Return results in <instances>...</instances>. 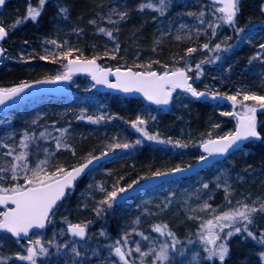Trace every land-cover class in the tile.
I'll return each mask as SVG.
<instances>
[{"label": "trees", "instance_id": "obj_1", "mask_svg": "<svg viewBox=\"0 0 264 264\" xmlns=\"http://www.w3.org/2000/svg\"><path fill=\"white\" fill-rule=\"evenodd\" d=\"M119 2L124 5L117 7L116 5ZM174 2L176 9H179L181 12V17L177 20L175 17H170L172 25L168 28L165 37H158L155 41L153 52L156 54L154 56L150 54V49L152 48L151 36L148 35V40L144 45L137 38L138 36L144 38L147 35V32L145 33L142 29V23L145 20L141 17L140 12L145 13L148 7H145L146 9L143 10L141 8H134L135 0H46L42 7L38 0V7L41 8L40 15L35 21L25 19L24 15H19L20 20L23 22L18 24L15 36L12 37L9 34V38L11 37L12 39L9 48L14 49L16 43L28 46L30 43L39 44L38 41H41L40 44L44 52L40 54L41 56L46 54L48 59H51L52 55H55L54 52L58 54L70 52L71 55L65 58L64 61L77 56L78 54L74 51L71 43L59 40L62 39L58 35L59 29L46 16L47 13L54 12L52 7H55L59 18H68V11L61 12L62 7H65L70 9L71 14L77 12L74 14V17L72 15V18L75 20L74 22L77 24L86 21H95V23L100 24L105 22L109 16L112 17L111 21H115V23L110 22L111 26L104 25L113 29L127 20L131 22L138 21L136 22L137 27L129 29L126 35L135 45L133 46L130 41L125 40H123V43L128 42L127 45L131 47V55L133 54L132 48H135L137 52L148 50V56L151 57L143 58L142 61L121 63L117 59L109 62L105 58L95 56L101 66L157 71L160 73L172 71L181 68L183 65L180 61L181 59L178 60L181 54L186 53L183 59L191 61L187 49L194 48L196 51H200L207 44L208 48H205V50L208 52V58H222L223 67L217 69V73L221 74V77H219L220 80L214 79L217 84L214 85V88H209L206 85H196L198 90L228 96L240 93L237 96L238 100H242L244 93H255L264 96V83L257 85L259 79L264 82V49L260 47L264 44V39H262V35H264V16L259 11L264 0L242 2L235 17V23L240 24L237 29H243V31L238 33L234 28L235 23V25L225 24L227 25L226 28H231L232 31H227L222 39L216 33L214 36L212 35L213 29L209 27L210 22L207 19V13L201 12L199 8L197 9L196 3L193 0H175ZM173 3L172 1L170 2V4ZM98 9H103V11L99 12ZM119 13H127V15L121 19ZM189 13H192V15H189ZM201 13H203L202 16L200 15ZM170 15L171 11H167L166 16ZM246 17H248L247 20ZM242 19H245V21L240 23ZM139 20H141V23H139ZM182 22L185 23L184 26ZM179 26L181 28H177ZM72 27L76 30L75 33L79 34L77 33V27L75 25H72ZM144 28H147V26L144 25ZM115 35V37L110 39H107L108 37L104 38L100 47L113 49V46L118 43V36L117 34ZM79 40L81 44L89 42L88 40ZM51 41H56V44L50 43ZM217 44L220 45L219 50L215 48ZM82 56L93 57L86 53ZM38 57V55L32 57L31 62L23 65L14 64L10 66L7 72L0 76L1 81H3L1 87L10 88L19 85L21 83L19 79L23 76H25L27 82L51 78V76L53 77L57 71H61L64 67L63 61L62 65L55 67L57 69L53 71L54 67L48 66L44 62H39L41 59ZM254 71H256L255 74L253 73ZM207 88L208 90H206ZM71 89H75L73 83ZM90 93L92 92L90 91ZM118 98L122 97L111 94H96L90 97L86 95L77 96L75 102L79 107H82L81 104L85 102H88L90 105L108 102L110 106L108 109L109 113H114L120 118L112 117L107 121H102L100 125L86 124L80 122L84 119L81 120L76 117H70L68 121L66 118L61 124L63 125L67 121L61 128L66 131L63 134L61 132L57 133L61 135L59 138L63 140L64 144L70 147H62L56 150L50 159V169H52L51 167L54 163H58L62 158L67 156L72 157L74 163H80L91 156L101 153L102 150L93 152V145L90 142L93 139L100 143L103 140L102 136L106 134L112 135L113 138L105 150H113L111 146L116 143H132L133 133L128 129V123L118 124L117 121L120 119L131 121L137 120L138 117L143 118L145 117V113L140 107L148 106L141 99L137 98H123L124 100L118 106ZM43 100L55 103L57 99L44 98ZM110 102L112 105H110ZM188 102L194 107L191 113L187 110L186 117V120H188L186 124L187 130L190 132L188 144L192 147L189 146L186 149L185 147H181L182 151L172 152L164 145L158 147L149 143L145 144L140 150H134L132 153L123 151V148L113 150L116 154L114 160H116L115 162H119L121 167L112 168L107 174L110 181L112 180L109 184V190L100 192L101 186L95 185L96 190L88 192L89 198L87 199L84 196L82 198L76 197V190L72 191L70 195L75 199L74 202L72 201L74 209L70 211L73 220L69 218L65 224L87 222L90 224L89 227L92 228L97 227L101 221L104 232H108L111 239L123 242L126 239L130 247L136 246L142 235L144 237H153L158 234V237L164 243L171 244L170 237L167 235L161 236L159 233L153 231L156 225H167V231L174 233L175 239L180 242L176 245V248L179 250L189 245L190 240L194 243H200L197 233L200 231L199 226L202 222L213 219L215 215H220L230 208H240L242 204L251 205L249 203L250 195L254 194L260 195L261 198L264 197V110H259L257 113V127L262 136L261 141L245 145L242 149L234 152L227 158L189 177L170 181L175 182L176 187L171 193L160 198V204H155V201H151L146 207H142L143 209H138L139 213L136 216L131 211H128V213L124 211L119 212L116 205L112 210H109L107 205L100 203L105 198L107 192L118 190L121 187L127 188L129 183L123 185V180L125 179L139 182L152 176L155 172L166 173L177 166L186 167L193 163L200 155L199 145L201 142L207 139L218 138L233 131L236 121L234 115L222 114L231 113L228 105L213 100L191 98ZM244 103L249 106L256 105V102L251 100ZM153 111L160 112L155 108H153ZM237 112H243V109L239 105ZM28 114L29 112L22 114L21 120L13 119L11 115L13 119L11 124L16 126L25 122L24 119L28 117ZM174 119L175 115L173 117H169L168 115L163 119V124H168ZM19 120L21 123H18ZM76 127H79V129ZM103 129L107 130L104 131ZM69 132L72 133L70 137L66 134ZM166 132L170 135L172 142L173 140H177L175 138L177 132L175 127L171 130L167 129ZM44 138L46 139L47 136ZM160 138L165 139L162 135ZM45 139L39 141L42 149L46 146ZM37 156L38 152L31 153V160L29 162L31 166L38 163L36 162ZM232 158H236L237 161H232ZM95 172H92V177H94ZM205 184L208 185L207 188H204ZM229 200L231 204L228 203ZM205 203L211 205V210H201ZM98 208L102 209L99 214L96 211ZM258 217L260 216L257 213L253 215V223L249 225V230L257 237L260 236L261 232H264V228L257 223ZM65 224L61 225L59 229L63 232L62 234L67 233L65 229L61 228ZM224 231L227 232L228 229ZM226 243L229 251L223 264H264L260 259V253L264 251V244L256 243L252 238L247 237V233L241 232L235 234L230 239H227ZM205 255L203 252V257ZM203 264H209V262L203 260ZM211 264H220V262L213 260Z\"/></svg>", "mask_w": 264, "mask_h": 264}, {"label": "rangeland", "instance_id": "obj_2", "mask_svg": "<svg viewBox=\"0 0 264 264\" xmlns=\"http://www.w3.org/2000/svg\"><path fill=\"white\" fill-rule=\"evenodd\" d=\"M171 1L173 3L175 0H165L167 7L164 9L163 12H161L157 10L161 7L159 0H135L134 8H141V5H147L149 3L153 5L152 8L146 9L144 7L143 9H146L145 13L140 12L141 17L143 18V20H145V24H143L144 22L142 23V29L143 31H145V33L147 32V35L144 38L140 36L137 37L142 41L144 45L148 40L147 38L151 36L152 48L150 49V54L152 56L156 54L153 52L155 41L158 37H165L168 28H170L172 25L170 23V17H175L176 20L181 17V12L179 9H176L175 2L173 4H170ZM193 1L196 3L195 6H197V9L199 8L201 12L207 13V19L209 20L210 24L215 27V33L217 35H220V39H222V37L227 33V31H232L231 28H226L227 25H225L223 21L218 19L221 14L216 11V9L218 8L216 5H212L210 3L207 4L205 0ZM242 2H245V0H239L238 8H240V4ZM121 5L124 4L121 3ZM30 7L37 8L38 0H9L7 6L0 13V26H3L8 32L7 38L3 42H1L5 52L0 60V76L7 72V69H9L10 66L14 64L23 65L25 63H29L31 62L32 57L38 55V58H40V53L44 52L42 45L40 44L41 41L38 40L37 41L39 42V44L30 43L28 46H26L19 45L18 43H16L14 45V49L9 48V45L12 41L11 37L9 38V34H11L12 37L15 36L18 28V25H16L15 27H12V25L15 24L17 20H20L19 15H24L26 18L27 11ZM259 10L264 16V9L260 8ZM167 11H171V15L168 17L166 16ZM247 19L248 17H246V20ZM140 21L141 20H139V23H141ZM244 21L245 19H242L240 23ZM136 22L138 21L132 22L128 26H123L122 23H120L114 29V31L116 32L111 37L108 36L107 39L115 37V34H117L118 31L129 30L132 29V27H137ZM182 23L184 26L185 23ZM144 25L147 26V28H144ZM239 25L240 24H236L234 28L237 30ZM181 26L177 28H181ZM262 39H264V35H262ZM124 40L128 42L130 41L129 37L127 36ZM128 42L126 43V45L128 44ZM130 42L133 46L135 45L132 41ZM139 52L142 54L137 57H140L139 59H142L144 57H151L148 55L144 56L145 53L149 52L148 50H140ZM139 52H137L135 48H132L133 54H139ZM130 53L131 51L129 52V54ZM185 54L186 53L181 54L178 57V60L181 59L180 61L183 64L181 68H184L186 70H188L189 68L191 69V71H188V75L193 77V79L191 80V84L194 86V88L197 89L196 85H206L209 88H214V85H217L214 79L220 80L219 77H221V74L217 73V69L223 67V64L221 62L222 58H208V52L205 50V47H203L200 51H194L190 53L189 58H191V61L183 59ZM77 57L79 56L77 55L73 57V59ZM92 58H94V56ZM137 58L134 61H136ZM65 61L63 69L65 68ZM197 65H200L199 70L197 69ZM56 69L54 68L53 71H55ZM63 69L61 71H57L53 77L51 76L50 79L54 78L57 75H60ZM198 72L199 75L197 78ZM25 79V76L19 79V82H21L20 84L26 83L27 81ZM2 83L3 81H1L0 78V88L7 89L5 87H1ZM263 83V80L259 79L257 85H262ZM73 85L75 89L71 90V94L68 97L57 99L55 103H51L47 100H43L42 98H38L31 100L30 102L28 101V103L26 102L25 104L14 108L13 110L0 114V121H8L0 123V167H8L9 164L13 162V157L19 154L20 152L28 153L27 159L29 162L31 160V153L33 152H38L36 162L41 159H44V149H47L48 152L53 155L57 150L56 146L53 145L55 142L54 138L61 137V135L57 133L60 132L58 131V129H61L62 126H64L66 122L70 119V117L80 118L81 120L84 119L80 122L86 124L92 123L99 125L102 121H107L112 117L120 118L114 113H109L108 109L110 108V106L108 102H99L95 105H90L88 104V102H85L84 104H81L82 107H79L75 102L78 95H86L90 97L95 96L96 94L92 91V84L85 77H80L76 79ZM206 90H208V88ZM90 91L92 93H90ZM189 99L190 97L186 94L174 93L170 104L163 109H158L160 111L159 113L153 111V108L150 106L140 107L145 113V117H139L140 119L145 121V123L141 127L149 135L156 136L157 139L148 140L144 135H142L141 132L136 131V129L132 127V122L136 120L129 121L127 119V127L133 133V141L132 143H130L132 147L126 149L127 152L132 153L135 149L140 150L145 144L149 143H152L153 146L158 147H162V145H164L168 150H171L172 152L182 151L181 147L176 146L177 141L186 145L185 149L189 148L190 144H188V141L190 132L187 130L186 124L188 120H186V117L187 110L191 113L193 112L192 109L194 108L191 104H189ZM123 100V98H118L117 105L120 106L121 101ZM110 105H112L111 102ZM27 112H29L28 117L24 119L26 123H21L20 120L22 114H25ZM8 113L11 114L8 115ZM11 115L13 119H20L18 122L21 123L20 126H15L11 124V121L13 120ZM168 115L169 117H173V115H175V119L173 121H170L168 124H163V119ZM89 116L92 117V120L88 119ZM98 117H102V119H99V122L94 123L93 120H96ZM66 118L67 121L63 123V125H61L62 122L66 120ZM174 127L175 129H177V132L175 134V138H177V140H173L172 143H168L167 141L171 140V137L167 134L166 131L167 129H174ZM41 132H44L46 134L50 133L51 135H46L47 138L45 139L40 137ZM25 134H28L29 136H34V139L29 141V147L27 149L21 147V142ZM66 134L68 137L72 135L71 132ZM161 135L165 139H161ZM41 139H45L46 141V146L44 147V149H42L39 145V141ZM138 139L141 141L140 144L135 143ZM4 145H8V147L5 148ZM185 149H183L184 152H186ZM10 150L13 151V157L5 155V153ZM104 150L105 149H103L102 151ZM200 156L201 155H199L195 160H197ZM115 161L116 160H114V162ZM232 161L236 162L237 159L232 158ZM16 163L20 162L16 161ZM55 164L57 163H54L53 165ZM49 170L54 171L50 168ZM20 176H23L22 172L20 173ZM0 177H3V179L0 180V186L2 187H11L14 183H23L22 179L12 181L11 171L7 173H0ZM91 178L92 177L86 180V182L82 185V190L84 192H90L92 190H95L90 181ZM128 182L129 184H133V181ZM175 187V182L162 183L151 189L146 194L136 197L134 199H130L129 201L117 206V208L119 209L118 211H124L127 213L128 211H131L132 214H135L137 216V214L139 213L138 209H143L142 207H146L151 201H155V204H160V198H162L168 193H171L175 189ZM85 195L87 196V194ZM261 203H264V197L254 200L251 205L254 204L257 208H259ZM113 207H115L114 204L111 208L108 207V209L112 210ZM73 209V206L70 209L69 201L65 200L55 212L53 217L54 220L49 223L45 230L33 233L25 240L19 243H17V241L15 240L10 239L4 233L0 232V264H31L30 261L20 260L17 258V254L26 256V249L28 247L33 246V244H30L28 242L29 238L33 242L36 240L40 241V245H35L37 251L39 250V247L41 245L47 248L48 250L46 254L37 255L35 257L36 264H122V262H119V258L114 255L115 247H121L122 250L126 253L131 250V255L127 257V259L130 261V264H153L154 256L151 253L147 256L141 257L139 253L135 252V248L137 245L134 246V248L130 247L128 242L124 243L121 240L111 239L110 234L108 232H104L103 226L101 225V221L97 227L92 228L89 227L90 224L87 222L78 223L86 226L87 234L84 240H78L75 237L67 235V233L62 234L63 232L59 230L60 226L65 224V222L69 218L73 220L70 212ZM3 210L4 209H0V211ZM257 214L258 216H260L258 217L257 223L264 228V212H258ZM65 225L61 228L65 229ZM143 237V235L140 236V240L138 243L140 244L141 250L145 252H148L149 249L158 252L160 245L164 243V241L158 237V234L154 235L153 237L146 236L149 238L148 240H145ZM117 241H120V243L118 244ZM72 248H75L79 255L73 253ZM203 252V245L201 243L189 244L185 247H182L177 252L170 253L172 257L171 264H203ZM204 254L206 253L204 252Z\"/></svg>", "mask_w": 264, "mask_h": 264}, {"label": "snow or ice", "instance_id": "obj_3", "mask_svg": "<svg viewBox=\"0 0 264 264\" xmlns=\"http://www.w3.org/2000/svg\"><path fill=\"white\" fill-rule=\"evenodd\" d=\"M6 0H0V6L4 5ZM40 6L42 7L46 0H39ZM161 7L157 9L158 11L163 12L167 7L165 0H159ZM214 4H220L221 7L217 8L221 15L218 17L224 24L233 25L235 23V17L239 11L238 5L239 0H213ZM141 10L144 7L152 8L151 3L147 5H141ZM66 9H61V12H66ZM40 15L39 8H29L27 11V16L25 19H30L35 21ZM120 18L123 19L127 13H119ZM192 15V13H189ZM201 16L203 13L200 14ZM23 21L17 20L12 27L22 23ZM95 23V21H90ZM115 23V21H111ZM203 23V21H201ZM213 29L212 35H215V27L209 25ZM100 32H105L104 28L99 29ZM243 29H237V32H242ZM7 31L3 26H0V40H3L7 36ZM111 37L112 33L108 31L106 33ZM50 43L56 44V41H51ZM205 48H208V45H204ZM264 49V44L260 46ZM118 48V46H117ZM217 50L220 49V45H215ZM196 51L194 48L187 49V52L190 54ZM5 50L0 48V55H3ZM64 58H67L71 55L70 52L62 53ZM47 56H41V60H46ZM67 71L61 75H57L52 79L37 81L36 83H57L62 81H69L72 78L74 72H86L92 76V79L96 84H104L109 88L119 89L123 92H139L143 96L157 105H167L172 98V93L176 89H183L185 92L190 93L192 97H202L205 95L203 92H198L192 84L189 83L193 77L187 74V71H191L189 68L187 71L184 69H175L172 71H165L162 74L155 71H142L134 72L131 69L122 72L120 68H117L115 72L111 69H102L96 64V58L94 57L91 60L81 61L79 57L71 59L68 61ZM150 67V65H149ZM200 65H197L199 70ZM112 74L116 77V82L111 83L108 80V75ZM199 72L197 73L198 78ZM31 87L27 83H23L17 87L3 89L0 88V105H4L6 101L12 100L13 97L19 96L20 93H23L25 89ZM236 95L226 96L225 99L232 102L233 107L239 105L242 109V113H222L223 115H235L237 118V125L235 131L229 132L223 136H219L215 140H208L202 145L203 151L208 155H201L198 158L197 163L206 162L209 156L214 154L223 155L229 152L230 149L238 147L241 141L248 140L250 138L260 139V133L257 130V123L255 118V113L257 108L254 106L247 105L246 101H255L260 108H264V96L257 95L255 93H244L242 100H238ZM215 98V96H214ZM89 120H92V117H88ZM98 117L93 122H99ZM8 121H0V123ZM35 123V121H34ZM145 123L144 120L137 118L136 121L132 122V127L136 131L141 132L148 140H156L157 137L149 135L141 127ZM62 134L66 131L63 129H58ZM50 136V133H40V137L44 138ZM34 136H29L25 134L21 147L27 149L29 147V141L33 140ZM56 141V149L60 148H69L70 146L64 144L61 138H54ZM172 143L171 140L167 141ZM140 144L141 141L138 139L135 142ZM176 146L186 147V145L181 144L179 141L176 142ZM5 148L8 145H4ZM113 150L117 148L128 149L132 145L128 143H116L111 146ZM45 157L36 163L34 167L30 166L27 159V152H20L19 154L13 157V151H8L5 153L6 156L13 157V162L9 164L8 167H0V173H7L11 171L12 181H17L22 179L23 183H14L11 187H2L0 186V206H4V210L0 211V231L10 233L13 237L16 238L17 243L24 237H29V233L32 229H43L46 226V223L49 221V217L53 214L54 209L58 206V202L66 195V191L71 189L74 186V182L85 173L86 169L93 164L94 161H98L100 157L92 156L90 159H87L86 162L80 164L79 166H74L70 170H66L62 166H55L54 171H50V159L52 154L48 152L47 149H44ZM73 154H75L73 152ZM103 155H107L104 153ZM19 161L20 163H16ZM191 168V165H189ZM188 169L181 168L177 166L171 170V173H180L187 171ZM23 173V176H20V173ZM169 173L164 172H155L153 176L159 177L168 175ZM3 177H0L2 180ZM138 182L134 181L133 184ZM133 184H129L128 188H119L118 190H113L107 192L105 198L100 202L102 205H107L111 208L112 205L117 201L120 194L125 193L128 189L133 187ZM208 185L205 184L204 188H207ZM101 191H104L103 187L100 188ZM227 194V189L225 190ZM227 198V196H226ZM231 204V201H228ZM102 209H96L97 213ZM201 210H211V205L205 203L202 206ZM258 212H264V203H261L259 208L254 204H242L240 208L232 209L223 212L220 215H215L213 219L204 221L200 224V231L197 233L199 242L203 245V251L206 253L202 260H206L211 264L213 260H218L220 264H223L227 254V239H230L233 235L239 234L241 232L247 233V237L252 238L258 244H264V232L260 233V236L257 237L254 233L249 230V225L253 223V215ZM240 225V226H237ZM228 229L227 232L224 230ZM68 231L72 233L73 236L83 238L85 236V227L80 224H72L69 226ZM153 231L159 233L161 236L167 235L171 238V244L162 243L160 245L159 251L155 252L152 249H149L148 252L142 251L140 244L137 243L135 252L139 253L141 257L147 256L150 253L154 256L153 264H171V252L179 251L176 248V245L180 242L175 239L174 233L167 231V225H156L153 228ZM145 240H148V237H143ZM219 241V243H218ZM33 246L28 247L27 255L17 254V258L20 260L30 261L31 264H36L35 257L37 255H44L47 253V248L42 245L37 248L35 245H40V241H31L29 238L28 241ZM127 243V240L124 241ZM119 244L120 241H117ZM189 243H194L189 241ZM72 252L76 255H79L75 248H72ZM114 255L119 258V262L122 264H130V261L127 259L131 255V250L125 252L121 247H115ZM260 259L264 262V251L260 253Z\"/></svg>", "mask_w": 264, "mask_h": 264}, {"label": "bare ground", "instance_id": "obj_4", "mask_svg": "<svg viewBox=\"0 0 264 264\" xmlns=\"http://www.w3.org/2000/svg\"><path fill=\"white\" fill-rule=\"evenodd\" d=\"M247 1H251V0H245V2H247ZM8 3H9V0L6 1V3L4 4V6H3L1 11L4 10V8L7 6ZM116 6L117 7L118 6L121 7L122 6L121 2L117 3ZM37 8H39V7H37ZM62 8L66 9L68 11V13H69L68 14V18H63V17L59 18L57 16V14H56L55 7H52V10L54 12L47 13L46 14L47 19L49 21L53 22V24L59 29L58 30V35L62 37V39H59V40L66 41L69 44L71 43L74 51H76V53L78 54L80 60H91V59H93L92 57H83L82 56V55H84V53H86V54L94 56V57L95 56H100L102 58H105L109 62H111L112 60L117 59L121 63H128V61H134L138 56L142 55L140 52H139V54H132V55L129 54V52L131 51V47L126 45L125 42L123 43V40L126 39V35H127L128 30H121V31L117 32L118 43H117V45L113 46V49H109V48L107 49V48H104V47H100L102 42H103V40H104V38L108 37V35L106 34L108 31H110L112 33V35L114 34V32H116V31L113 30L115 28L112 29L111 27H109V26H111L110 22H111V18L112 17L108 16L107 20L105 22H103V23H100V24L99 23H91L90 21H86V22H83L81 24H77V23L74 22L75 21L74 18H72V15L74 17V14H76L77 12H73L71 14L70 13V9L65 8V7H62ZM260 8L264 9V3L261 4ZM40 9L41 8H39V10ZM98 11L101 12V11H103V9H100V10L98 9ZM129 23H132V22L130 20H127L125 23H122V25L123 26H128ZM104 24H107L109 26L104 25ZM72 25H75L77 27V29H78L77 33H79V34L75 33L76 30H74ZM100 28H104L106 31L105 32H100L99 31ZM79 39L88 40L89 42L81 44V43H79V41H80ZM89 46H92V47H89ZM117 46H118V48H117ZM54 54L55 55H52L51 59L47 58L46 60H40V62H44L48 66H51V67H54V68L59 66V65H62V63H63V61L65 59L63 57V55L62 54H58L57 52H54ZM146 55H148V53H145L144 56H146ZM43 56H47V55L43 54ZM139 58H137L136 61H142L143 58L142 59H139ZM144 58H146V57H144ZM67 62L68 61L66 60L65 61V67L67 66ZM96 62L99 64V61H98L97 58H96ZM46 69H48V68H46ZM135 71L136 72H142L141 70H135ZM253 73L255 74L256 71H254ZM117 122H118V124H123V123L125 124V123L128 122V120L127 119H120ZM23 123H26V122H23ZM236 123L237 122L235 121V127H236ZM256 123L258 125V120H256ZM20 125L21 124H17L16 126H20ZM235 127H234L233 131L235 130ZM76 128L79 129V127H76ZM103 130L106 131L107 129L106 130L103 129ZM257 130H258V127H257ZM258 132H259V130H258ZM112 138H113L112 135L106 134V135L102 136L103 140L101 139L102 142H100V143H98L97 140H93L92 139L90 143L93 145V152L100 151V150H103V149L107 148V146L111 143ZM261 139H262V136H261V133H260V139L259 140L250 141V142L244 144L242 147L237 148L231 154H233L234 152L242 149L245 145L257 143V142L261 141ZM202 143L203 142H201L200 145ZM55 144H56V141L54 142V145ZM200 145H199V151H200ZM123 151H127V150L123 149ZM104 153H107V154L108 153H112L113 155L110 158L101 161L97 166H95V167L89 169L88 171H86L84 174H82L81 177H79L74 182V186L71 189L67 190L66 191V195L61 199V201L58 202V206L54 209L53 214L50 215L49 221L46 223V226H48L49 223L52 222V220H54L53 217H54L55 212L60 207V205L63 204V202L65 200L69 201L70 209H71L72 201L73 202L75 201L74 197H72L70 195L72 191L76 190V192H77L76 197L82 198L84 196L86 199L89 198V196H88L89 193L87 191L84 192L82 190V185L86 182V180H88L90 177H92V172L93 171H96V172H95L94 177H92L90 179V181L92 183V186L95 188V185H98V186H101V187L105 188L104 191H100V192H106V191L109 190V186H110L109 184L111 183L112 180L110 181V178L107 177V174L110 172V170L112 168H120L121 164L119 162H112L114 160V158H116L115 151H113V150H104L101 153H99L97 155H94V156L103 155ZM200 155H203V153L201 151H200ZM91 157H89L88 159H90ZM73 160L74 159L72 157H69V156L64 157V158H62L61 161H59V163L53 165L51 168H52V170H55V166H62L66 170H70L72 167L82 164L87 159L82 161V162H80V163H74ZM96 169H98V170H96ZM115 171H119V170H115ZM112 176H114V174H112ZM150 177H153V175L150 176ZM150 177H147L146 179H144L142 181H139L138 183L134 184L133 187H135L138 184L146 181ZM127 183H129L127 179L123 180V185H126ZM154 187L155 186H153L152 188H150L148 191H146L144 193H139V194H137L135 196H131V197L125 199L124 201L120 202V203H116L115 202L114 205L119 206V205L123 204L125 201H128L130 199H134L136 197L142 196V195L146 194L147 192H149ZM95 190H96V188H95ZM129 190L130 189H128L127 191H129ZM95 192H98V191H95ZM85 194H87V196ZM122 194H120V195H122ZM258 198H261L260 195H254V194L250 195L249 203L251 204L252 202H254V200H256ZM85 238H86V235L84 236V238L82 240H84Z\"/></svg>", "mask_w": 264, "mask_h": 264}, {"label": "water", "instance_id": "obj_5", "mask_svg": "<svg viewBox=\"0 0 264 264\" xmlns=\"http://www.w3.org/2000/svg\"><path fill=\"white\" fill-rule=\"evenodd\" d=\"M207 1L209 3L214 4L213 3V0H207ZM216 5H219L220 7L222 6V5L218 4V3ZM3 6L4 5L0 6V11L2 10ZM0 48H1V46H0ZM0 58H1V55H0ZM81 61H83V60H81ZM96 64L99 66V64L97 62H96ZM67 65H68V62H67ZM102 69H111V68H109V67H107V68L106 67H103ZM111 70L113 72H115L116 69H111ZM120 70L122 72H124V71H127L128 69H126V70L120 69ZM65 71H67V67H66V70ZM132 71H134V70H132ZM134 72H136V71H134ZM77 75H86V76H88L89 80L94 84L93 90H99L100 93L109 92V93L121 95V96H124V97H139V98L143 99V101L146 104L151 105V106H153L155 108H158V109H163V108H165L168 105V104L167 105H157V104H154L153 102L147 100L143 96V94L142 93H139V92H128V93H126V92H123V91H121L119 89L109 88V87H107V85H104V84H96V82L92 79V76L89 73H86V72H74L72 74V77L73 76H77ZM108 80L111 83H115L116 82V77L110 73L108 75ZM40 81H43V80H40ZM36 82L37 81L28 83L29 85H31V87L25 89V91L23 93H20L19 96L13 97L12 100L6 101V103L4 105H0V112H5V111H7V110H9L11 108H14V107L22 104L23 102H25L27 100H30L32 98H35V97H38V96H41V95L42 96H53V97H64V96H66V95L69 94V84H70L71 80L57 82V83H36ZM189 83H190V81H189ZM175 91L180 92V93H187L183 89H176ZM199 92L205 93L204 96L199 97V98L212 99V100H215V101H218V102L227 104V105H229L231 107V113H237L236 112V107L237 106L236 107H233L232 102L231 101H228L227 99H225L226 95L216 94V93H209V92H206V91H199ZM188 94L191 96L190 93H188ZM214 96H215V98H214ZM192 98H197V97H192ZM256 108H257V111L255 113V118L257 120V112L260 109H264V108H260L259 105L256 106ZM235 118H236V116H235ZM236 122H237V118H236ZM236 125H237V123H236ZM215 139H217V138H214V139H211V140H215ZM257 140H259V139L250 138L248 140L241 141L239 143V146L238 147H234L233 149H230L229 152L226 153V154H223V155L214 154L212 156H209V158L207 159L206 162L197 163L198 160H196L195 162L189 164V165H191V168H189V165L186 166V167H181V168H184V169H188L187 171L180 172V173H174V174H172L171 171H169V172H166V173H169L168 175L159 176V177H156V176L150 177L146 181H144V182L138 184L137 186L131 188L126 193H123L122 195H119L116 203H120V202L124 201L125 199H127V198H129L131 196H135V195H137L139 193H144V192L148 191L150 188H152L153 186H157V185H159V184H161L163 182L171 181V180H174V179H181V178L189 177V176H191V175H193V174H195V173L203 170L204 168L209 167L212 164H214V163H216V162L224 159L225 157H227L228 155H230L233 151H235L237 148L242 147L244 144H246V143H248L250 141H257ZM207 141L208 140H206L205 142H207ZM205 142H203L200 145V151L203 153V155L207 156L208 154L205 153L203 151V148H202V145ZM112 155H113L112 153H108L107 155H99V156H96V157H100V159L98 161H94L93 164L90 165L88 169H86V171H88L89 169L97 166L101 161L110 158ZM2 207L4 208V206H0V208H2ZM70 225H72V224L67 225V227H66L67 231H68V228H69ZM81 226H83V225H81ZM39 230H42V229H32L30 231L29 235L33 231H39ZM68 233L70 235H72V233H70L69 231H68ZM85 233H86V231H85ZM8 234L11 235L10 233H8ZM75 237H77V236H75ZM24 238H22V239H24ZM77 238L78 239H83L84 237L83 238L77 237Z\"/></svg>", "mask_w": 264, "mask_h": 264}]
</instances>
